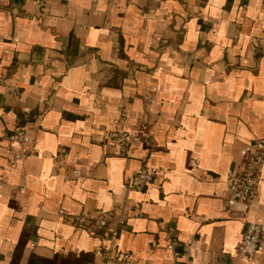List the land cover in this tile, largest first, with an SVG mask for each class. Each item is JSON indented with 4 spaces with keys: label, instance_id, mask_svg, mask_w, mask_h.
I'll return each instance as SVG.
<instances>
[{
    "label": "crops",
    "instance_id": "obj_1",
    "mask_svg": "<svg viewBox=\"0 0 264 264\" xmlns=\"http://www.w3.org/2000/svg\"><path fill=\"white\" fill-rule=\"evenodd\" d=\"M18 128L30 157L14 166ZM145 129L156 148L122 156L116 134ZM251 144L264 0H0V264H117L60 211L114 221L133 264H264V237L238 253L264 225V172L249 213L228 195ZM146 163L157 178L130 189Z\"/></svg>",
    "mask_w": 264,
    "mask_h": 264
},
{
    "label": "built area",
    "instance_id": "obj_2",
    "mask_svg": "<svg viewBox=\"0 0 264 264\" xmlns=\"http://www.w3.org/2000/svg\"><path fill=\"white\" fill-rule=\"evenodd\" d=\"M30 135L24 128H18L10 136L11 148L14 154L11 159L12 165L16 166L24 163L30 154L26 146L30 142ZM141 141L151 150L156 148L152 133L142 130L135 134L121 131L116 134L115 142L121 151L122 156L130 157L134 143ZM264 172V149L257 144L248 145L245 149V160L239 171L229 177L228 195L234 202L242 205V213H249L253 203L257 199ZM158 176L157 168L145 164L142 169L132 178L128 184L129 188L137 192H143L147 186ZM61 217L76 228L83 229L89 234L96 236L104 234L106 244L102 247V256L108 262L117 264H133L132 256L119 249L116 244L117 225L108 218L93 219L87 216L70 217L64 211H60ZM175 229H170L169 244L167 249L174 252L177 237L174 236ZM264 237V225L255 222H247L242 241L238 246V253L247 260L255 259L261 241ZM178 254H175L177 256Z\"/></svg>",
    "mask_w": 264,
    "mask_h": 264
}]
</instances>
